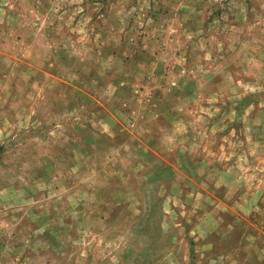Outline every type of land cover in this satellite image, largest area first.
Returning <instances> with one entry per match:
<instances>
[{
    "label": "rangeland",
    "instance_id": "374dc122",
    "mask_svg": "<svg viewBox=\"0 0 264 264\" xmlns=\"http://www.w3.org/2000/svg\"><path fill=\"white\" fill-rule=\"evenodd\" d=\"M0 264H264V0H0Z\"/></svg>",
    "mask_w": 264,
    "mask_h": 264
}]
</instances>
